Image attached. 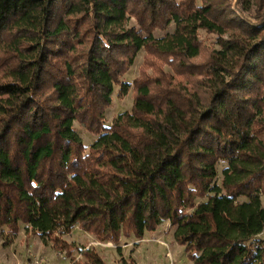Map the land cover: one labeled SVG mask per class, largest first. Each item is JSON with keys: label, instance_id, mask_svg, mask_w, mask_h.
<instances>
[{"label": "trees", "instance_id": "1", "mask_svg": "<svg viewBox=\"0 0 264 264\" xmlns=\"http://www.w3.org/2000/svg\"><path fill=\"white\" fill-rule=\"evenodd\" d=\"M231 3L0 0V227L105 264L59 234L115 244L168 221L193 264H264V0ZM114 85L133 100L106 126Z\"/></svg>", "mask_w": 264, "mask_h": 264}, {"label": "rangeland", "instance_id": "2", "mask_svg": "<svg viewBox=\"0 0 264 264\" xmlns=\"http://www.w3.org/2000/svg\"><path fill=\"white\" fill-rule=\"evenodd\" d=\"M234 3L235 0H232L230 8L235 11L237 8H235ZM127 25L136 26V22L131 18ZM173 28L174 24L170 22L164 31L155 29L153 35L162 36L165 32L172 31ZM198 37L204 50L218 47L215 34L199 30ZM146 56L145 50L140 48L128 70L120 76V80L132 83L138 77ZM163 67L165 71H170L167 65H163ZM146 71L151 73L152 68L147 67ZM117 88L118 85H114L110 94V104L104 110V123L106 126L110 125L112 118L131 108L132 88H129L127 93L121 97L116 95ZM72 125L81 137V141L85 145L84 152H86L88 146L94 142L97 136L77 121H73ZM225 166L222 161L216 163L217 176L215 180L218 185L221 181V171ZM242 199L244 197L240 198V200ZM19 229L17 233L12 234L9 229L0 227V264H28L30 261L35 262V264H69V258L64 255L63 250L54 249L51 242H44L38 234L25 230L23 224H20ZM172 234L173 226L168 221H163L155 231H145L141 238H135L132 234L129 236L121 235L115 244L97 241L90 233L77 226H74L70 233L59 234V236L66 242H75L81 248H94L103 257L105 264H122L120 258L127 262L130 259L129 257H133L136 264H193ZM257 237L264 238V233L257 234ZM72 255L79 260H83V257L76 250L72 251Z\"/></svg>", "mask_w": 264, "mask_h": 264}, {"label": "built area", "instance_id": "3", "mask_svg": "<svg viewBox=\"0 0 264 264\" xmlns=\"http://www.w3.org/2000/svg\"><path fill=\"white\" fill-rule=\"evenodd\" d=\"M28 264H35V262H31V261H30V263H28Z\"/></svg>", "mask_w": 264, "mask_h": 264}]
</instances>
